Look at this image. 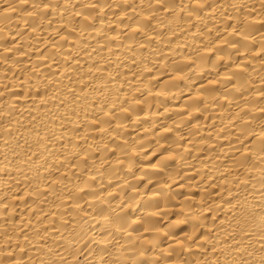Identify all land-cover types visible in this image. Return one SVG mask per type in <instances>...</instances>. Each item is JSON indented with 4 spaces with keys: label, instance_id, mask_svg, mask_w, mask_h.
Returning <instances> with one entry per match:
<instances>
[{
    "label": "bare ground",
    "instance_id": "6f19581e",
    "mask_svg": "<svg viewBox=\"0 0 264 264\" xmlns=\"http://www.w3.org/2000/svg\"><path fill=\"white\" fill-rule=\"evenodd\" d=\"M0 264H264V0H0Z\"/></svg>",
    "mask_w": 264,
    "mask_h": 264
}]
</instances>
